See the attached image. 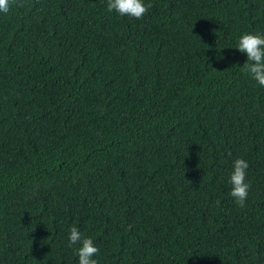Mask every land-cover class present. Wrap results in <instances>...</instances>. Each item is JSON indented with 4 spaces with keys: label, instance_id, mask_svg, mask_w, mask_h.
Instances as JSON below:
<instances>
[{
    "label": "trees",
    "instance_id": "1",
    "mask_svg": "<svg viewBox=\"0 0 264 264\" xmlns=\"http://www.w3.org/2000/svg\"><path fill=\"white\" fill-rule=\"evenodd\" d=\"M23 0L0 13V264H264V0ZM249 163L246 204L230 196Z\"/></svg>",
    "mask_w": 264,
    "mask_h": 264
},
{
    "label": "clouds",
    "instance_id": "2",
    "mask_svg": "<svg viewBox=\"0 0 264 264\" xmlns=\"http://www.w3.org/2000/svg\"><path fill=\"white\" fill-rule=\"evenodd\" d=\"M17 4L23 7V0H0V13L7 14L10 7ZM150 4L144 0H107V11L116 12L120 16L132 19H142L148 12ZM240 53L246 54L247 61L241 67V71L249 74L261 87H264V36L256 34H244L239 37L235 46ZM249 163L242 158L233 162L232 171L229 176L231 185L230 196L237 206L243 208L246 204L250 185L246 183L247 169ZM79 245L76 248L78 264H97L93 257L99 252L98 247L90 237H84L77 227H71L68 236V247Z\"/></svg>",
    "mask_w": 264,
    "mask_h": 264
}]
</instances>
